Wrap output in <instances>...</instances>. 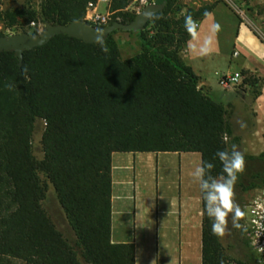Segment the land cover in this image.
I'll return each mask as SVG.
<instances>
[{
	"label": "trees",
	"instance_id": "obj_1",
	"mask_svg": "<svg viewBox=\"0 0 264 264\" xmlns=\"http://www.w3.org/2000/svg\"><path fill=\"white\" fill-rule=\"evenodd\" d=\"M98 1L43 0L39 12H7L0 23L67 25L85 20L88 5ZM150 1L166 6L144 30L129 32L140 46L129 58H122L115 32L104 40L107 53L100 43L64 34L26 51L22 66L14 52L0 53V264H136L135 245L111 239L112 155L200 153L219 176L215 153L239 145L233 106L216 101L180 56L196 31L186 30L185 17L200 23L218 3L182 12L177 0ZM130 2L112 0L113 18L133 22L137 15L124 12ZM242 76L258 96L264 79L249 71ZM37 120L45 123L41 162L33 153ZM40 172L55 188L74 241L43 207ZM211 225L204 213L203 264H243L222 253Z\"/></svg>",
	"mask_w": 264,
	"mask_h": 264
},
{
	"label": "crops",
	"instance_id": "obj_2",
	"mask_svg": "<svg viewBox=\"0 0 264 264\" xmlns=\"http://www.w3.org/2000/svg\"><path fill=\"white\" fill-rule=\"evenodd\" d=\"M198 24L180 56L212 95L231 91L218 83L223 74L249 71L264 79V43L229 6L218 3ZM254 106L250 135L257 141L264 139V83ZM201 163V154L190 152L112 155L111 239L134 244L136 264H203V195L192 177Z\"/></svg>",
	"mask_w": 264,
	"mask_h": 264
},
{
	"label": "rangeland",
	"instance_id": "obj_3",
	"mask_svg": "<svg viewBox=\"0 0 264 264\" xmlns=\"http://www.w3.org/2000/svg\"><path fill=\"white\" fill-rule=\"evenodd\" d=\"M43 0H0V14L17 10H36L40 11V5ZM224 3L229 6L240 21L253 31L258 39L264 43V0H177L176 9L185 12L188 8H199L206 4ZM112 0L108 3H100L98 11L100 14L110 12ZM141 6V0H131L130 5L124 12L138 14L137 8ZM86 19V18H85ZM44 24L40 19L29 22L26 19H17L12 23L9 19L0 23V32L5 36L31 33H41L44 30ZM196 30V29H195ZM114 38L117 40L122 58L126 59L138 51L140 46L135 36L129 32L116 31ZM244 79V78H243ZM242 82L236 86V91H221L213 95V98L227 105L231 101L233 104V115L231 118L235 135L240 138L238 149L243 152L246 161L244 173L238 174V180L235 184V202L244 212V217L239 220L241 228L232 226V219L229 216L228 231L225 236L219 237L222 253L235 261H242L243 264H261L264 262V231L263 226L255 214H252L251 207L258 202L264 206V139H251V132L256 128V115L254 113V102L256 96L255 90L243 86ZM238 96V97H237ZM264 114V111H263ZM264 119V115L262 117ZM241 122L245 125L241 127ZM260 118V123H261ZM45 129L43 120H37L33 134V153L38 162L43 160L42 136ZM183 172L184 162L181 161ZM258 175V176H257ZM41 182L45 188V199L42 204L48 212L57 228L71 241L75 240V235L68 223L66 214L61 207L57 193L50 180L43 172L39 173ZM257 219V220H255ZM255 220V222H254ZM249 242V246L245 245Z\"/></svg>",
	"mask_w": 264,
	"mask_h": 264
},
{
	"label": "clouds",
	"instance_id": "obj_4",
	"mask_svg": "<svg viewBox=\"0 0 264 264\" xmlns=\"http://www.w3.org/2000/svg\"><path fill=\"white\" fill-rule=\"evenodd\" d=\"M195 27V21L191 16L185 17V28L191 31ZM219 29V25L216 26ZM101 50L108 52V48L102 37H98ZM21 76L27 81L28 69H21ZM11 88V85L8 86ZM245 125L241 122V127ZM228 135H223V140L228 141ZM218 158L222 165V173L219 176H213L212 170L215 165L212 162L204 161L198 165L192 172V177L199 182L200 190L203 194L204 213L211 219V232L217 237L225 236L228 231L229 216L232 219V226L241 228L239 220L244 217V212L235 202V184L238 180V174H242L246 168V161L243 152L237 145L232 144L231 150H218L214 159ZM264 251V248L261 249ZM220 264H224L221 260ZM264 264V262H261Z\"/></svg>",
	"mask_w": 264,
	"mask_h": 264
},
{
	"label": "water",
	"instance_id": "obj_5",
	"mask_svg": "<svg viewBox=\"0 0 264 264\" xmlns=\"http://www.w3.org/2000/svg\"><path fill=\"white\" fill-rule=\"evenodd\" d=\"M166 2L147 4L131 23L120 21L113 22L104 27H97L87 20L73 21L67 25H52L46 23L44 30L38 34L21 33L0 37V53L5 51L14 52L19 60V66L23 65L24 53L37 47L48 44L55 36L67 35L83 40L89 44H99L98 37L105 40L116 31L139 32L144 30L151 22L153 16L164 10Z\"/></svg>",
	"mask_w": 264,
	"mask_h": 264
},
{
	"label": "built area",
	"instance_id": "obj_6",
	"mask_svg": "<svg viewBox=\"0 0 264 264\" xmlns=\"http://www.w3.org/2000/svg\"><path fill=\"white\" fill-rule=\"evenodd\" d=\"M109 0H99L97 3L93 4L90 3L87 8V14H86V19L88 22L97 24V25H109L111 22H116L120 21V18H113V14L110 12L107 14H100L98 11V7L100 3H108ZM153 1L150 0H141V6L137 8V13H140L142 9L149 3ZM199 24H195L194 29H197ZM243 76L241 73H234V74H223L219 78V85L223 88H233L238 86L242 82ZM255 205L250 206L251 207V212L252 214H255L257 219L260 220L261 224L264 225V206L260 205L258 202H254ZM255 219V220H257ZM254 220V222H255ZM263 231H264V226H263ZM263 248V247H262ZM260 248V251L261 249ZM263 252V251H261Z\"/></svg>",
	"mask_w": 264,
	"mask_h": 264
}]
</instances>
